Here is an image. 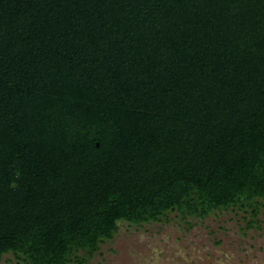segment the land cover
I'll use <instances>...</instances> for the list:
<instances>
[{
	"label": "trees",
	"instance_id": "16d2710c",
	"mask_svg": "<svg viewBox=\"0 0 264 264\" xmlns=\"http://www.w3.org/2000/svg\"><path fill=\"white\" fill-rule=\"evenodd\" d=\"M259 200L264 0H0V259Z\"/></svg>",
	"mask_w": 264,
	"mask_h": 264
},
{
	"label": "rangeland",
	"instance_id": "374dc122",
	"mask_svg": "<svg viewBox=\"0 0 264 264\" xmlns=\"http://www.w3.org/2000/svg\"><path fill=\"white\" fill-rule=\"evenodd\" d=\"M78 254L86 264H264V201L214 210L203 218L168 211L158 221L122 220L91 256ZM0 264L24 262L6 253Z\"/></svg>",
	"mask_w": 264,
	"mask_h": 264
}]
</instances>
